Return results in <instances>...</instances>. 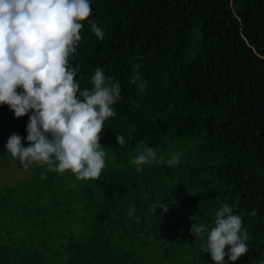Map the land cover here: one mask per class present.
I'll list each match as a JSON object with an SVG mask.
<instances>
[{
  "label": "trees",
  "instance_id": "trees-1",
  "mask_svg": "<svg viewBox=\"0 0 264 264\" xmlns=\"http://www.w3.org/2000/svg\"><path fill=\"white\" fill-rule=\"evenodd\" d=\"M91 7L104 39L84 21L69 62L81 90L94 87L97 67L121 85L100 138L106 166L99 178L78 180L34 162L28 178L0 187V264H148L155 256L163 264H213L207 233L196 238L191 218L210 231L224 203L243 214L250 237L249 253L234 264H260L264 0H91ZM137 64L143 85L131 83ZM32 111L16 118L0 105V164L25 169L6 144L16 133L29 146ZM144 145L164 163L138 172ZM174 154L179 164L168 166ZM156 201L168 211L153 213ZM225 264L233 262L226 256Z\"/></svg>",
  "mask_w": 264,
  "mask_h": 264
},
{
  "label": "clouds",
  "instance_id": "clouds-1",
  "mask_svg": "<svg viewBox=\"0 0 264 264\" xmlns=\"http://www.w3.org/2000/svg\"><path fill=\"white\" fill-rule=\"evenodd\" d=\"M91 14V0H0V105H8L16 118L34 110L26 128L29 146L24 147V138L13 133L6 149L26 168L35 162L60 174L71 171L78 180H91L99 178L106 166L100 138L105 121L116 115L113 105L121 97V85L112 83V78L97 67L91 77L94 87L81 90L76 79L78 68L69 62L82 40L84 21L99 40L104 39V31L89 20ZM140 68L139 64L134 66L131 83L141 81L143 85ZM18 88L23 92L18 93ZM133 132L135 128L130 129L129 140ZM116 140L121 147L127 143L119 133ZM179 160L174 154L167 165L176 166ZM153 161L164 163L157 160L153 148L144 145L134 163L139 172L141 165ZM158 207L168 211L160 201L153 203L151 211ZM257 214L255 209L248 213L253 217ZM242 215L234 214L224 203L210 231L197 214L191 218L196 221L191 233L196 238L207 233L203 247L216 264H225L226 256L234 264L249 253L246 241L250 237L242 227Z\"/></svg>",
  "mask_w": 264,
  "mask_h": 264
},
{
  "label": "rangeland",
  "instance_id": "rangeland-1",
  "mask_svg": "<svg viewBox=\"0 0 264 264\" xmlns=\"http://www.w3.org/2000/svg\"><path fill=\"white\" fill-rule=\"evenodd\" d=\"M32 164L27 168L25 167V169H20L11 161H3L0 164V187L6 185L13 186L19 183V179L28 178L32 174ZM148 264H163V261L158 256H155Z\"/></svg>",
  "mask_w": 264,
  "mask_h": 264
},
{
  "label": "built area",
  "instance_id": "built-area-1",
  "mask_svg": "<svg viewBox=\"0 0 264 264\" xmlns=\"http://www.w3.org/2000/svg\"><path fill=\"white\" fill-rule=\"evenodd\" d=\"M213 264H216V263H213Z\"/></svg>",
  "mask_w": 264,
  "mask_h": 264
}]
</instances>
